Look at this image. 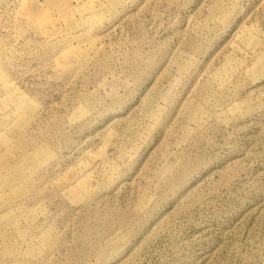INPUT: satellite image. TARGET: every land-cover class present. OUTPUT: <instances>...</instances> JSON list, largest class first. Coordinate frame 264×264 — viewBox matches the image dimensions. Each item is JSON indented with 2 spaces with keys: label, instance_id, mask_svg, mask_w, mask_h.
Wrapping results in <instances>:
<instances>
[{
  "label": "rangeland",
  "instance_id": "rangeland-1",
  "mask_svg": "<svg viewBox=\"0 0 264 264\" xmlns=\"http://www.w3.org/2000/svg\"><path fill=\"white\" fill-rule=\"evenodd\" d=\"M0 264H264V0H0Z\"/></svg>",
  "mask_w": 264,
  "mask_h": 264
}]
</instances>
